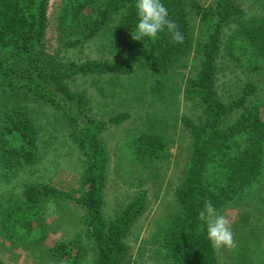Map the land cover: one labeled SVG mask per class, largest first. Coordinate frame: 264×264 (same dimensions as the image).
Listing matches in <instances>:
<instances>
[{"label": "trees", "instance_id": "obj_1", "mask_svg": "<svg viewBox=\"0 0 264 264\" xmlns=\"http://www.w3.org/2000/svg\"><path fill=\"white\" fill-rule=\"evenodd\" d=\"M197 1L163 0L169 18L184 36L183 43H176L167 32L156 39H133L137 20L134 0H71L56 19L62 34L60 37L66 39L63 44L72 47L86 42L96 33L102 35L105 32L111 35V52H119L131 60V63L125 64L124 61L109 60L63 63L62 59L49 56L42 47L47 0H0V156L7 158L4 163L8 167L14 166L21 158L23 160L20 161H27L31 158L30 154L37 153L38 132L25 107L9 108V112L3 113L1 106H7L5 101L29 95L40 96L54 103L53 95L59 94L83 109L86 99L82 93L72 92L68 84L69 79L77 73L104 74L117 70L119 74H125L136 73V69L140 68L142 78L155 83L160 77L181 67L191 46L201 40L203 57L198 63L195 77L187 82L185 97L195 101L197 97L201 98L199 104L202 110L195 118H182L193 138L192 152L185 166V178L175 187L173 211L161 219L153 235L152 240L157 245L155 264H219L218 253L206 238L199 212L206 201H211L219 212L226 209L235 196L244 191L250 192L249 187L260 176L261 170L264 121L258 107L248 106L236 120L228 122L232 106L217 96L214 86L216 73L221 66L218 63L221 58L219 35L230 18L242 16L244 10L235 4V0H215L214 5L209 7ZM249 1L252 7L255 1ZM258 3L264 10V0H258ZM193 12L200 16L204 26L202 35L195 42L190 20ZM212 23H215L214 26ZM234 35L237 39L230 44L235 46L246 62H254L251 67L258 68L264 74V11L263 18L240 24ZM250 86L244 89L241 101L256 91L255 85ZM127 117L128 113H119L109 122L119 124ZM93 122L94 126L85 129L84 133H71L73 142L84 154L79 177L82 193L73 199L82 210L79 223L85 227L86 235L95 241L93 264H133L135 260L131 247L125 239L146 211L145 191L130 199L113 219L105 217L104 193L111 155L103 139L98 136L106 121ZM236 136L240 138L238 143L233 141ZM165 147L160 135L138 131L128 133L122 139L115 155L123 156L128 152L130 160L136 165L158 163L165 154ZM125 160L118 161L117 165ZM160 168H150L152 177L158 175ZM57 195L72 198L69 192L41 181L25 183L24 201L13 207L9 205L8 211L0 210V235L9 238L11 244L24 240L30 243L44 240L47 225L40 216V209L44 201H49V196ZM250 206L254 213L261 209L259 200L253 196L246 207L241 206L242 209L233 219L237 244L233 248L230 264L248 263L242 251L245 249V238L248 240L254 234ZM75 242L57 241L53 247H48L47 254L51 258L55 255L57 264H80L87 250L78 248ZM0 264L8 263L0 259Z\"/></svg>", "mask_w": 264, "mask_h": 264}, {"label": "rangeland", "instance_id": "obj_2", "mask_svg": "<svg viewBox=\"0 0 264 264\" xmlns=\"http://www.w3.org/2000/svg\"><path fill=\"white\" fill-rule=\"evenodd\" d=\"M71 0H47L46 26L43 46L45 52L54 58L67 61L85 62L87 60L124 61L131 63L129 58L113 54L109 47L108 33H96L95 36L75 46L63 44L60 37L57 17L65 11V6ZM215 0H198L199 4L209 7ZM251 7L249 0H235V4L244 10L242 16L234 15L224 25L219 35L220 66L216 73L214 86L217 96L232 109L227 117L233 122L248 106L258 107L260 117L264 121V74L258 68L251 67L254 62H246L235 49L232 42L237 39L235 29L243 22L256 18H263V9L258 0ZM193 34L196 39L202 35L204 26L200 16L193 12L191 16ZM213 26L215 23H212ZM193 42V43H194ZM201 40L188 51L182 66L177 70L160 77L157 82L150 83L144 80L140 68L136 73L119 74L117 70L104 74L77 73L68 81L72 92L82 93L86 99L83 109L71 103L66 97L53 95L54 103L45 98L20 95L18 99L5 101L1 106L2 112L8 109L25 107L35 122L37 128V153L30 154L27 161L17 160L13 167H6L0 156V210L8 211L10 206H16L24 201L23 190L25 183L41 181L63 192H69L72 198L62 195L49 196L40 209V216L46 223V236L41 242L30 243L26 240L11 244L9 238L0 235V259L8 264H57L55 255L51 258L48 247H53L57 241L76 240L78 248L87 250L83 262L93 264V255L96 244L93 238L85 233V227L79 223L82 214L74 198L82 191L79 184L80 172L83 167L84 154L80 147L73 142L72 132L84 133L85 129L94 126L93 121H106L105 127L99 133L111 155L110 173L104 193L103 213L107 219H113L130 199L145 191L146 211L137 220L131 233L125 239L131 247L135 260L133 264H155L156 243L152 239L161 219L173 211L175 187L185 178V166L192 152L193 138L190 131L184 126L182 118L197 117L202 108L201 98L189 100L185 97L187 82L195 77L198 63L203 57ZM231 53V54H230ZM159 77V76H157ZM256 86V91L240 100L244 89ZM7 89V87H5ZM57 102V104H56ZM89 103V104H88ZM128 113V117L119 124H111L109 119L119 113ZM144 131L149 134H158L165 143V151L158 163H147L150 168L161 167L156 177L150 174L147 164L136 165L130 160L128 152L123 156L115 155L119 143L128 133ZM13 138V136H11ZM235 143L240 141L239 136L233 138ZM264 149V147H263ZM127 157V158H125ZM120 165L118 161H123ZM250 192L235 196L230 205L220 211L229 221L233 233L234 244L231 247L215 248L218 253L219 264H230L236 236L233 232V219L236 214L246 207V203L253 196L259 200L261 209L252 216L253 240L245 238V264H264V151L260 176L253 180ZM242 195V196H241ZM10 205V206H9ZM251 208V209H250ZM171 209V210H170ZM62 221V222H61ZM79 233V236H78ZM248 234V231H246ZM248 242V247L246 244ZM238 241V235H237ZM254 247V249H251ZM247 248V249H246ZM238 263V262H237Z\"/></svg>", "mask_w": 264, "mask_h": 264}, {"label": "clouds", "instance_id": "obj_3", "mask_svg": "<svg viewBox=\"0 0 264 264\" xmlns=\"http://www.w3.org/2000/svg\"><path fill=\"white\" fill-rule=\"evenodd\" d=\"M134 10L137 20L134 33H132L133 39L137 41H142L145 38L156 39L161 33L167 32L174 42L183 43L184 36L179 31L177 24L169 18V12L163 0H134ZM199 220L212 247L233 246L230 221L219 212L211 201L204 203L199 212ZM239 232L237 231V233ZM234 235L236 236V232Z\"/></svg>", "mask_w": 264, "mask_h": 264}]
</instances>
